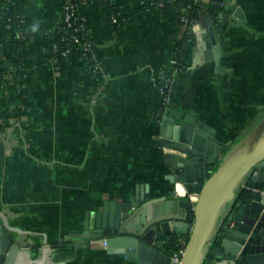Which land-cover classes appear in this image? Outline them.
I'll return each instance as SVG.
<instances>
[{"label": "crops", "instance_id": "obj_1", "mask_svg": "<svg viewBox=\"0 0 264 264\" xmlns=\"http://www.w3.org/2000/svg\"><path fill=\"white\" fill-rule=\"evenodd\" d=\"M147 2H90L94 68L72 54L49 55L47 35L61 15L42 0L22 9L29 22L17 36L24 45H0V210L35 244L11 264H131L98 241L74 243L131 198L140 196L137 207L142 196H172L183 153L162 146L158 80L187 26L176 7L137 11L119 35L109 21L111 5L129 14ZM231 6L220 69L205 44L210 26L219 36L222 19L203 9L168 105L195 115L196 130L227 149L264 116V0H231L222 13ZM3 22L0 14V35Z\"/></svg>", "mask_w": 264, "mask_h": 264}, {"label": "water", "instance_id": "obj_2", "mask_svg": "<svg viewBox=\"0 0 264 264\" xmlns=\"http://www.w3.org/2000/svg\"><path fill=\"white\" fill-rule=\"evenodd\" d=\"M212 2L225 8L231 0ZM233 12L231 6L220 14L217 38L214 27H209L205 47L214 52L218 69ZM196 121L195 115L168 107L160 131L163 147L183 153L175 184L180 182L198 198L193 201L173 190L171 197L142 196L137 207L135 199L140 196L131 198L108 222L89 224L87 239L75 242L77 248H89L105 238L108 253L123 255L131 264H176L164 247L174 237L185 236L179 264H264V116L230 149L196 130ZM0 217V264H11L18 253L26 254L21 249L35 244L25 240L31 233L13 226L2 210Z\"/></svg>", "mask_w": 264, "mask_h": 264}, {"label": "trees", "instance_id": "obj_3", "mask_svg": "<svg viewBox=\"0 0 264 264\" xmlns=\"http://www.w3.org/2000/svg\"><path fill=\"white\" fill-rule=\"evenodd\" d=\"M28 1L29 0H16L14 7L10 3H6V6L9 8L8 19H10L5 23L4 31H6V33L0 35L1 46L8 49H19L24 45V41H22L17 36V29L28 23L29 20L25 17V21H22L23 16L20 18L16 17L15 11L17 9L22 10ZM91 1L92 0H88L86 5L82 4L80 0L74 2V8L71 10H73L75 15H77V20L73 17V24L70 26L65 20V13L70 11L68 9L69 5L67 4L66 0H48L49 3H52L55 6L61 15V19L57 27L47 35L49 39V55L62 60L65 57L62 54V51L69 49L72 55L88 60L91 63V66L94 68L93 62H95V51L97 44L91 36V23L87 13V6ZM160 3H163V5H160ZM167 7H176L180 18H186V21H183L182 23L186 24L187 26V31L184 38L175 44L174 57L177 58L178 64L176 66H171L170 59L166 60L168 66L165 70V76L170 78L173 76V73L176 70H180L179 72H184V70H187L186 66L183 65L182 53L190 40L194 27L193 22L195 24L197 23L200 18V13L203 9H207L211 16L215 17V19H218L219 15L224 11L223 5H215L212 1L207 4L201 0H148L147 4L136 8L129 14H125L122 12L121 6L119 4H113L110 6L109 21L115 31V34L119 35L122 29L131 21L137 11H148L152 8L162 11ZM8 24L10 25V28H8ZM9 35H11V37H9ZM74 35H77L81 42H90L92 48L85 51L81 44L74 41ZM160 84L161 78L158 80V85L160 86ZM167 108L168 105H164L162 108L157 110V114L160 115L158 118L161 117ZM241 139L242 137L238 138L236 142L240 141ZM179 239L180 237L176 236L172 240L168 241L164 247V251L170 255L179 251L183 247ZM185 239L187 243V238Z\"/></svg>", "mask_w": 264, "mask_h": 264}, {"label": "built area", "instance_id": "obj_4", "mask_svg": "<svg viewBox=\"0 0 264 264\" xmlns=\"http://www.w3.org/2000/svg\"><path fill=\"white\" fill-rule=\"evenodd\" d=\"M30 1H33V0H29L28 2H30ZM42 1L48 2V0H42ZM75 1H77V0H66L67 4L69 5L68 9L70 11L67 12V13H65V20H66V22H68V25H70V26L73 24L72 18L74 17L76 19V17H77V15H75L74 11L71 10V9L74 8V2ZM80 1H81L82 4L86 5L88 0H80ZM201 1H203V2H205V3L208 4V3H210L211 0H201ZM6 3L7 4L10 3L14 7V5L16 4V0H0V14L3 16V20H4L3 24H4V27H5L6 21L7 20L9 21V19H10V18L8 19V11H9L8 9L9 8L6 6ZM160 5H163V3H160ZM15 13H16L15 14L16 17H19L20 18V17L23 16L22 21H25V16L22 14V10H18L17 9L15 11ZM187 14H188V11H187ZM181 21L182 22L183 21H186V18L181 19ZM195 25L196 24L193 22V26L194 27H195ZM7 26H8V28H10V25L9 24ZM73 39H74L75 42H78L79 44H81L82 47H83V49L85 51H87L88 49H91L92 48V45H91L90 42H88V41L81 42L80 39H79V37L77 35H74ZM62 54L66 57L68 55H71L72 53L70 52L69 49H67V50L62 51ZM170 64H171V66H176L178 64L177 58L176 57H172L170 59ZM167 66H168V64L166 63V67L164 68V70L162 71V74L160 76V78H161V84H160V86L158 85L159 90H160V93H161L162 98H163V104L164 105H169L170 102H171L170 89H171L172 82H173V80L175 78V75L177 73H184V72H186V70H184V72L183 71L182 72H179L180 70L179 71L176 70L173 73V76H171L169 78V77L165 76V70H166ZM95 68L98 69L99 66L96 65ZM173 190H174L175 194L178 195V196H186V195H189V197H191V199L193 201H195L198 198V195H199L198 193H188L184 189L183 185L180 182H177L175 184V187H174ZM179 240L182 243L183 247L179 251H177V252H175L174 254L171 255L172 262L173 263H176V264H179L181 262V256H182V254L184 252V249H185V246H186V239H185V237H180ZM97 241L99 242V245L101 247L106 248V239L105 238H101L99 240H95V242H97Z\"/></svg>", "mask_w": 264, "mask_h": 264}]
</instances>
